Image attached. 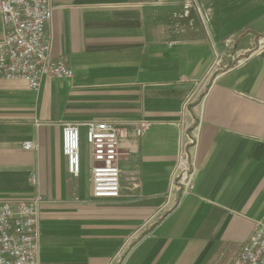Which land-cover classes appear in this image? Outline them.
Listing matches in <instances>:
<instances>
[{"label":"crops","instance_id":"0c3cea01","mask_svg":"<svg viewBox=\"0 0 264 264\" xmlns=\"http://www.w3.org/2000/svg\"><path fill=\"white\" fill-rule=\"evenodd\" d=\"M50 3L51 56L73 76L38 91L0 77V200L42 196L40 264H231L264 223V0ZM91 120L128 128L116 198L92 197L85 127L67 171L63 125ZM140 120L153 124L138 136ZM194 127L195 187L176 201Z\"/></svg>","mask_w":264,"mask_h":264},{"label":"built area","instance_id":"2783aa9c","mask_svg":"<svg viewBox=\"0 0 264 264\" xmlns=\"http://www.w3.org/2000/svg\"><path fill=\"white\" fill-rule=\"evenodd\" d=\"M52 19L50 0H0V77L24 79L29 87L38 91L44 77L71 78L73 72L63 59L51 56L52 37L49 30ZM152 122L133 123L136 135L144 134ZM80 127L86 129L90 146V183L95 199L116 198L122 188L118 158L120 141L128 128L110 120H91L65 123L62 128V151L67 171L77 177L80 173ZM176 165L170 177L169 192L176 201L191 193L195 187L196 167L192 149L198 138L193 129L181 131ZM34 149L32 141L23 144ZM30 182L36 186L37 174ZM43 203L40 194L30 200H0V264H40L39 213ZM231 264H264V223L257 221L250 237L244 241Z\"/></svg>","mask_w":264,"mask_h":264}]
</instances>
